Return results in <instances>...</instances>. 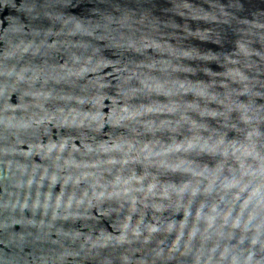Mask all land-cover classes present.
<instances>
[{
  "label": "clouds",
  "instance_id": "1",
  "mask_svg": "<svg viewBox=\"0 0 264 264\" xmlns=\"http://www.w3.org/2000/svg\"><path fill=\"white\" fill-rule=\"evenodd\" d=\"M0 264H264V0H0Z\"/></svg>",
  "mask_w": 264,
  "mask_h": 264
}]
</instances>
